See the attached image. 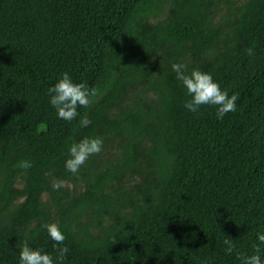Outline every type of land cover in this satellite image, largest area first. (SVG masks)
<instances>
[{"label": "trees", "instance_id": "trees-1", "mask_svg": "<svg viewBox=\"0 0 264 264\" xmlns=\"http://www.w3.org/2000/svg\"><path fill=\"white\" fill-rule=\"evenodd\" d=\"M173 62L210 73L236 111H188ZM64 72L97 90L71 122L48 96ZM85 136L102 151L73 175ZM51 222L63 264L264 259V0H0V264L24 241L55 258Z\"/></svg>", "mask_w": 264, "mask_h": 264}, {"label": "clouds", "instance_id": "clouds-1", "mask_svg": "<svg viewBox=\"0 0 264 264\" xmlns=\"http://www.w3.org/2000/svg\"><path fill=\"white\" fill-rule=\"evenodd\" d=\"M253 49L247 50V55L251 56ZM171 69L176 73V79L181 83L186 90V94L190 99L186 100L184 107L193 113H196L204 105L216 106V116L218 119H223L230 112H235L237 109V94L229 96L226 90H222L219 83L213 80L210 73L203 72L198 68H193L188 71L187 65L181 62L171 63ZM97 90L89 88L84 83H75L68 72H64L48 89L49 103L55 109L59 119L65 121L75 120L80 113L78 108H88L92 103V97L96 96ZM91 121L83 116L79 119V126L86 128ZM103 138L83 137L79 141H73L68 146V156L65 160L66 170L76 175L80 168L85 164L90 156L98 155L102 151ZM19 166L25 170L32 165L29 161H21ZM52 188L58 190L64 186L63 181H53ZM46 229L48 236L54 242L53 248L56 252L55 258L40 249H33L27 241L18 245L20 264H63L69 248L64 245L66 239L60 226L55 223H44L41 225ZM259 241L264 242V234H257ZM226 246V251L231 254L234 251L235 245L231 239L223 241ZM242 264H264L258 254L251 256H241Z\"/></svg>", "mask_w": 264, "mask_h": 264}]
</instances>
